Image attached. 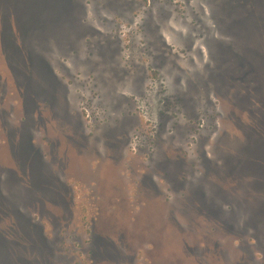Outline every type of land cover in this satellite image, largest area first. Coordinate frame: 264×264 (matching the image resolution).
Instances as JSON below:
<instances>
[{
	"label": "rangeland",
	"instance_id": "1",
	"mask_svg": "<svg viewBox=\"0 0 264 264\" xmlns=\"http://www.w3.org/2000/svg\"><path fill=\"white\" fill-rule=\"evenodd\" d=\"M0 264H264V0H0Z\"/></svg>",
	"mask_w": 264,
	"mask_h": 264
}]
</instances>
